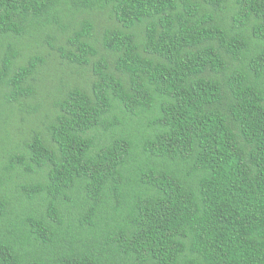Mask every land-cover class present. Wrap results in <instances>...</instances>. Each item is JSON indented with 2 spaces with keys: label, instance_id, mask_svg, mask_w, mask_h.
<instances>
[{
  "label": "trees",
  "instance_id": "1",
  "mask_svg": "<svg viewBox=\"0 0 264 264\" xmlns=\"http://www.w3.org/2000/svg\"><path fill=\"white\" fill-rule=\"evenodd\" d=\"M0 118V264H264V0H0Z\"/></svg>",
  "mask_w": 264,
  "mask_h": 264
},
{
  "label": "rangeland",
  "instance_id": "2",
  "mask_svg": "<svg viewBox=\"0 0 264 264\" xmlns=\"http://www.w3.org/2000/svg\"><path fill=\"white\" fill-rule=\"evenodd\" d=\"M26 39L21 41V46L19 45V48L21 50L22 54H25L27 52V48L29 46H26ZM34 45V44H33ZM35 46V45H34ZM36 48V47H35ZM43 50L47 52V47H44ZM45 53H39V56H43L46 59L45 65L42 67V74L41 79L43 82V90L40 88V93L43 94V104L44 109L41 110V118H45V115L47 112H49L51 108V97L54 95L55 89L62 85H69L73 84L74 81L79 80L83 81L82 77L78 75V70L71 69L67 66H60L58 62L53 61L56 60L58 55H53L51 57H48L47 55H44ZM28 55V54H26ZM50 93L52 96H48L47 94ZM49 106V108H47ZM37 117H40V113L37 115ZM1 124L5 123V119L0 118ZM13 124L20 125L19 123H15L14 121L11 122V125ZM21 128V127H20Z\"/></svg>",
  "mask_w": 264,
  "mask_h": 264
}]
</instances>
